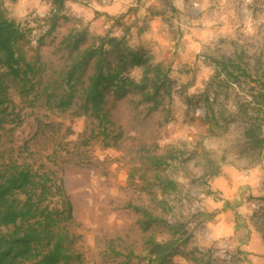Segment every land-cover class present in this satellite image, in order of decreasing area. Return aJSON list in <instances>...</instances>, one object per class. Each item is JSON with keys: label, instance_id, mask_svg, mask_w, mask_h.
Listing matches in <instances>:
<instances>
[{"label": "rangeland", "instance_id": "rangeland-1", "mask_svg": "<svg viewBox=\"0 0 264 264\" xmlns=\"http://www.w3.org/2000/svg\"><path fill=\"white\" fill-rule=\"evenodd\" d=\"M56 8L0 0V13L27 32L20 48L36 70L25 86L0 67L9 98L0 170L47 174L54 186L44 204H71L60 225L68 264H150L148 238L170 235L161 222L143 228L135 207L188 239L166 264H264V144L248 136L263 116L264 0H65L54 17ZM105 36L160 63L169 80L156 107L139 92H109L107 134L80 102L52 105L65 92L75 39L82 50ZM142 73L129 72L137 81ZM165 180L174 187L163 189Z\"/></svg>", "mask_w": 264, "mask_h": 264}, {"label": "trees", "instance_id": "trees-1", "mask_svg": "<svg viewBox=\"0 0 264 264\" xmlns=\"http://www.w3.org/2000/svg\"><path fill=\"white\" fill-rule=\"evenodd\" d=\"M52 1L57 5L56 17L65 0ZM27 38V32L19 24L0 13V67L25 86L32 82L29 74L36 73L33 63L27 60L20 48L21 42ZM78 42L79 38L75 39L73 49L76 52L71 55L72 61L66 72L65 92L55 99L53 107L65 111L80 102L79 108L83 113L94 116L98 126L107 134L106 124L111 120L104 110V102L109 92L116 98L139 92L144 100L153 101L152 107L158 105L160 90L169 84L168 75L163 72L160 63H149L144 53L126 46L117 36L101 37L97 45L92 44L82 50ZM90 66L92 71L87 73ZM135 67L143 70L138 81L129 74ZM79 84H82L83 94L77 99L76 88ZM260 92L264 103V90ZM8 102L6 87L0 82V126L6 122ZM259 107L263 116L248 129V136L256 144L263 145L261 127L264 124V104ZM152 162L156 166L167 163L161 157L154 158ZM50 181L47 174H38L25 167L12 165L0 170V264H68L73 259V252L67 246L69 235L60 228L63 222L72 219V207L68 201L65 202L66 210L44 204L53 194L54 183L48 185ZM162 184L165 190L174 187L172 181L165 180ZM56 187L61 190L59 186ZM20 195L24 198H20ZM135 209L143 213V228H148L154 221L161 222L167 226L170 235L160 242L154 237L148 238L150 264H166L181 252L182 245L188 244V239L179 232L178 226L154 217L143 208Z\"/></svg>", "mask_w": 264, "mask_h": 264}]
</instances>
